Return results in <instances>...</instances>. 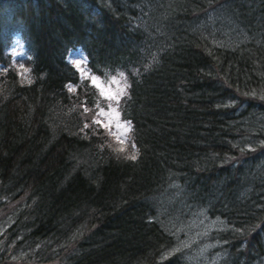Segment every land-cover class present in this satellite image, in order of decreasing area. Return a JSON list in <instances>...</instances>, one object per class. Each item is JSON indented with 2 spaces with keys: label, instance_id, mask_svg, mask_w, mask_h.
<instances>
[{
  "label": "trees",
  "instance_id": "trees-1",
  "mask_svg": "<svg viewBox=\"0 0 264 264\" xmlns=\"http://www.w3.org/2000/svg\"><path fill=\"white\" fill-rule=\"evenodd\" d=\"M75 49L122 76L127 144ZM204 213L206 259L174 231ZM5 263L264 264V0H0Z\"/></svg>",
  "mask_w": 264,
  "mask_h": 264
},
{
  "label": "rangeland",
  "instance_id": "rangeland-1",
  "mask_svg": "<svg viewBox=\"0 0 264 264\" xmlns=\"http://www.w3.org/2000/svg\"><path fill=\"white\" fill-rule=\"evenodd\" d=\"M20 51H21L20 48H17L16 53H19ZM68 57L69 59H73V57L76 58L77 59L76 65L80 66L81 70L85 73L83 64L86 61V59L82 53L80 52L72 53ZM90 80L97 88V92L102 98V100H99V102L100 101L116 102V100L124 93L125 84L122 76L119 75L112 76L111 74L107 76L105 80L101 78H97L95 76H91ZM96 104L97 103L88 107L86 118L89 119V122L91 124H94L93 121L90 119L91 115H92L91 117H97L101 115L102 119H104V122L106 123L109 130H111L122 142L124 143L127 142L129 138L128 135L130 132V125L128 122L121 119L116 106L113 105L115 103L113 104L108 103L107 108L102 110L100 106L98 107ZM195 216L193 217V219L191 218L184 221L182 225L177 224L174 227L175 230L172 227V225L170 226V229H173L175 233H177L179 241L185 244L184 247L187 246L189 248L194 249L192 251H193V255L196 258L202 257L203 259H206V252L208 251V249L217 246L215 244L216 242L210 239V237L208 240V235L210 234V232L214 230L223 228L225 224L221 219L212 218L206 215L205 213L198 214L197 217ZM185 219L186 218H184V220Z\"/></svg>",
  "mask_w": 264,
  "mask_h": 264
},
{
  "label": "snow or ice",
  "instance_id": "snow-or-ice-1",
  "mask_svg": "<svg viewBox=\"0 0 264 264\" xmlns=\"http://www.w3.org/2000/svg\"><path fill=\"white\" fill-rule=\"evenodd\" d=\"M129 158L134 160L136 157H135V155H133V156H131Z\"/></svg>",
  "mask_w": 264,
  "mask_h": 264
}]
</instances>
